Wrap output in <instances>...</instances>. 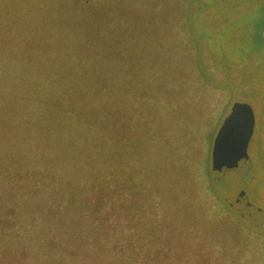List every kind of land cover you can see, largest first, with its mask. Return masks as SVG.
<instances>
[{
    "label": "rangeland",
    "instance_id": "374dc122",
    "mask_svg": "<svg viewBox=\"0 0 264 264\" xmlns=\"http://www.w3.org/2000/svg\"><path fill=\"white\" fill-rule=\"evenodd\" d=\"M263 26L264 0H0V164L74 188L120 170L161 263L259 264L264 230L226 199L236 168L212 150L234 104L257 109L263 172L243 188L264 211ZM9 250L0 237V264H26Z\"/></svg>",
    "mask_w": 264,
    "mask_h": 264
},
{
    "label": "trees",
    "instance_id": "16d2710c",
    "mask_svg": "<svg viewBox=\"0 0 264 264\" xmlns=\"http://www.w3.org/2000/svg\"><path fill=\"white\" fill-rule=\"evenodd\" d=\"M13 168L0 164V198L9 181L27 191L13 205L0 204V237H9L16 263L177 264L161 263L154 247L161 242L156 219L145 214L141 192L131 190L127 181L125 187L120 170L104 169L102 177L74 188L52 171Z\"/></svg>",
    "mask_w": 264,
    "mask_h": 264
},
{
    "label": "water",
    "instance_id": "95a60500",
    "mask_svg": "<svg viewBox=\"0 0 264 264\" xmlns=\"http://www.w3.org/2000/svg\"><path fill=\"white\" fill-rule=\"evenodd\" d=\"M263 29L264 26L258 33L260 41ZM256 116L257 109L250 105L234 104L230 115L225 119L220 130V133H224V135L215 138L212 160L215 167L216 165L219 166V163L221 164L220 160H222L223 165L228 163V167L233 166L236 168L235 175L239 179L237 181L239 184L238 191L231 192L232 195L231 193H226V199L240 216L246 218L253 227L264 230V211L248 202L243 188L246 181L259 176L263 172L260 166L258 151L251 142ZM233 147L236 150L235 154L232 155L230 151L233 150Z\"/></svg>",
    "mask_w": 264,
    "mask_h": 264
}]
</instances>
